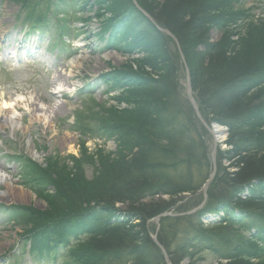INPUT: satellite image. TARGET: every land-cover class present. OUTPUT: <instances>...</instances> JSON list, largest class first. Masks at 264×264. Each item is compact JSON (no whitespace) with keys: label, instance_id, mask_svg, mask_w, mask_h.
<instances>
[{"label":"rangeland","instance_id":"374dc122","mask_svg":"<svg viewBox=\"0 0 264 264\" xmlns=\"http://www.w3.org/2000/svg\"><path fill=\"white\" fill-rule=\"evenodd\" d=\"M27 1L33 3L0 0V176L4 179L0 182V264H48L43 262L45 258L27 252L29 242L23 251L24 238L29 234L26 230L30 231L49 213L55 216L51 220L54 224L50 223L52 236L74 232L62 227L76 225L78 221L69 223V209L99 219L103 216L102 201L110 199L109 189L115 185L120 187V180L125 176L137 178L142 173L144 177L139 182L149 189L166 181L178 184L184 191L179 197L188 198L205 183L207 169L195 162L196 156L189 166L186 162L180 164L188 155L185 140L171 135L164 145L167 150L150 146L145 152V161L151 167L147 172L139 170L137 165L129 169L126 163L130 165L129 160L136 152L135 141L130 139L125 146L124 140L132 138L134 132L148 136L149 127L158 117L164 120L166 111L171 110L177 119H182L176 115L177 110L185 107L186 100L191 106L186 96L189 74L186 54H205V48L211 45L226 51L225 57L236 66H242L249 57H254L259 68L264 66V0H198L197 8L188 11L193 28L202 21L197 32L190 30L191 23L184 17L186 12L177 10L179 0H131L144 19L132 13L128 0H73L66 9L57 10L62 19L59 29L51 27L44 37L22 29L26 22L22 5ZM148 12L155 14L162 25L175 28L182 43ZM118 24L121 28L113 27ZM111 25L116 38L110 31ZM62 28L64 35H58ZM155 29L168 39L163 41ZM177 54L181 67L173 82L166 68ZM189 61L193 63L191 57ZM192 66L195 71L196 67ZM206 72L207 78H215L213 70ZM117 75L139 83L136 86L131 82L118 83ZM199 75L194 79L198 84ZM188 81L192 91L190 74ZM208 103L205 97L207 113L213 108ZM7 117H13L18 127L2 126V120ZM260 123L259 132L264 133V123ZM199 125L198 134L190 136L195 144L197 135L204 138L211 152L213 137ZM212 127L214 131L216 127L225 130L226 137L217 144L219 158L222 157L220 169L228 167L230 173L235 172L236 169L230 168L235 160L223 161V154L231 149L228 127L217 121ZM31 164L39 167L45 180L35 177ZM249 195L246 189L240 199ZM256 195L250 197L256 199ZM153 200L171 199L163 195ZM183 201L179 206L188 204ZM259 204L262 207L242 206L257 215V220H250V228H241L240 232V225L237 230L222 222L227 217H223L224 211L202 218L201 229L206 238L201 241L212 240L195 243V249L188 250L179 264H225L229 262L228 257L236 254L233 249L238 248L247 252L248 257L255 254L256 259L251 257L247 263L264 264V241L259 236L263 230L257 227L264 225V203ZM112 207L111 215L117 216L124 230L131 231L140 224L139 220L131 222L124 212L125 204L115 203ZM61 216L64 220L57 222ZM169 237L174 244L180 242L179 236ZM87 244V235L69 237V243L59 247L60 256L49 264H85L83 250ZM44 255L48 253L44 252L41 257ZM95 258L92 260L97 262Z\"/></svg>","mask_w":264,"mask_h":264},{"label":"trees","instance_id":"16d2710c","mask_svg":"<svg viewBox=\"0 0 264 264\" xmlns=\"http://www.w3.org/2000/svg\"><path fill=\"white\" fill-rule=\"evenodd\" d=\"M31 1L33 2L32 4H28L29 1H27L22 5V10L26 14V25L24 27H28L42 34L46 32V24L45 22L40 23L39 20H49L50 24L56 27L57 30L62 20L59 18L60 16H58L59 12L57 10H64L73 3V0ZM128 2L130 3L132 13L144 19L145 17L136 10L131 0H128ZM179 2L181 4L179 5L180 7H177V10L185 11V18L189 19V16L192 17L189 14L190 9L192 7L197 8L198 0H187L186 2L179 0ZM140 7L144 8L141 5ZM26 9L29 10L27 11ZM144 11L147 12L145 9ZM151 17L156 22H159L155 14L151 15ZM34 18H36V21H33ZM201 23L202 21L200 20L195 24L196 26L194 28L192 27L193 23H191L190 30L197 32L196 30H198ZM160 25L163 29H167L172 33L178 40V43L181 42L178 33L174 31L176 30L175 28L165 26L164 23L162 25V22ZM118 26L119 24L113 27ZM108 27L104 31L108 30ZM113 27V31L112 29L110 31L114 35V38H116V31ZM154 31L160 35L163 41L168 39L167 36L156 29ZM63 32L62 28L57 33L59 35L63 34ZM205 52V54L191 52L192 54H186L185 56L186 64L189 67V74L192 77V91L195 95L200 115L204 121L208 125L217 121L219 124L228 127V136H230L228 138V144L231 149L223 154V161L235 160L230 165V168H234L236 171L230 173L228 167L220 169L219 161L222 157L219 158L220 156L217 150L215 157L217 171L215 177L207 189L205 204L194 214H188V212L196 209V207L203 203V196L198 194L203 185L195 192L189 194V197H186L184 200L185 197H179L184 191L181 190L178 184L176 185L166 181L160 186L149 189L139 182V179L144 177L142 173L136 175L138 179L134 176L130 178L125 176V178L120 180V187L117 186L116 188L115 185L113 186L115 188L109 189L108 195L110 199L102 201V204H104V209H102L103 216H100L99 219L97 217L90 218L80 210H68L69 223L78 221L76 225L67 224V226L63 225L62 227L68 228L66 231L74 230V232H63L61 235L52 236L53 231L51 230V226L53 225L51 224H54V222H51V220H54L55 216L46 213L45 215L48 214L47 218L40 219L36 225H33L34 228L30 227V231L26 230V233L28 232L29 234L24 233L27 235L24 238L25 242L29 241L32 244V252H39V256L47 252L48 255L45 256L53 260L56 256H60L61 248L59 247L64 248L69 243V237H74L75 235L78 237L79 234H83L87 235L88 242L83 250L85 264H119L123 261H125V264H165L159 247L152 241V235L155 233L156 225H151L148 222L164 212H171L174 215L176 214L175 217H164L159 222L160 227L157 231L158 243L165 250L170 263L179 264L180 261L186 258L188 250L195 249L193 247L197 246L194 245L195 243H204V241L208 243V241L212 240V238H208L201 241L205 237L201 229L203 225L202 218H206L207 215L209 216V214L224 211L225 214H223V217L225 215L227 217L222 222L225 221L224 223L226 225L229 224V226L237 227V230L240 225L238 232H240L241 228L249 229V223L252 222L250 220H257V215L250 214L242 206L252 205L262 207L259 203H264V133L259 132L262 127L260 122L264 123V66L259 68L260 66H257V61H255L254 57L245 59L242 62V66H236V64L228 61L225 57L226 51L222 50L221 47L209 45L205 48ZM189 57H191L193 63H190ZM167 64L166 73L167 75H171L172 81L175 82L181 67L179 54L173 55ZM191 64L196 67L195 71L192 70L193 66ZM205 67V71L202 72ZM209 70H213L212 73L215 78H207L206 74L208 73L206 71ZM197 74H201L199 75L201 77L199 79L200 84L194 80ZM118 75L120 74L118 73ZM118 75V83L120 82L125 85L131 82L130 80L132 78L128 77L130 78L129 80H123L124 78ZM135 82L133 81L131 83L136 86L139 82H136V84ZM225 95L231 99H223L222 96ZM205 97L208 99V104L213 107L209 111L210 113H207L205 109ZM185 103H183L185 107L181 105L182 107L180 110H177L176 114L182 119H177L174 116L175 113L171 110L166 111L164 120H159V117L156 115L158 119L149 127L150 134L148 136L134 132L132 138L128 137L124 140L123 145L125 146L129 145L130 139L135 141L133 146L136 148V152L132 154L129 160L130 165L128 162L126 163L130 170L133 165H137L139 170L141 169L143 172H147V170L151 171V167L145 161V152L147 153L150 146L158 148V150H167L164 145L169 142V137L172 135L174 138L179 136L181 140H185L184 142L187 145V158L183 159L180 164L186 162L187 166H189L196 159L195 162H199L200 165L207 169L206 175H210V151L208 152V148L205 146L204 138L197 135L199 139L196 140L197 144H195V139L193 136H190V134L195 135L197 133V124L199 125V122L194 115L192 106L189 105L187 100ZM199 127L201 126L199 125ZM202 131H204L203 127ZM195 156L196 158H194ZM30 167H32L31 171L35 174V177L45 180L39 167H35L32 164ZM246 189L249 190L250 195L256 193V199L251 198L250 195L247 198L240 199V195L242 196ZM163 195H169L171 200L167 202H155L153 200L155 196L160 198ZM182 201H186L188 204L179 206V202ZM92 202L95 203L96 201L92 200ZM232 202L235 203L233 204ZM115 203L125 204L126 209L124 212L130 217L131 222L139 220L140 224L131 231L124 230L123 227H120V222L116 220L117 216L114 217L111 215V208H113L112 206ZM261 216L263 217V215ZM111 217H113V220L110 221ZM63 218L62 216L59 217L57 222L63 221ZM258 221H260V218H258ZM45 222L48 223L43 225ZM257 227L263 230L261 234L259 233V236L262 235L261 240L264 241V225L261 224ZM36 232L37 234H34ZM169 236L172 238L173 236H179L180 242L178 241L174 244ZM53 237L57 239L54 240ZM251 245L252 243L249 242V246ZM257 250L256 252L258 253ZM232 252L236 254L233 253L231 257H228L229 262L225 264H249L247 262L251 257L256 259L255 254L253 255L251 253L248 257L246 256L248 253L239 248L233 249ZM94 256L97 262L92 260Z\"/></svg>","mask_w":264,"mask_h":264},{"label":"water","instance_id":"95a60500","mask_svg":"<svg viewBox=\"0 0 264 264\" xmlns=\"http://www.w3.org/2000/svg\"><path fill=\"white\" fill-rule=\"evenodd\" d=\"M149 20L151 21V19H149ZM164 33H167V34L170 35V33L167 32V31L164 32ZM186 74H187V72H186ZM187 75L189 77V74H187ZM188 77H187V83H186V85H187V93H186V96L188 97L191 106H193V110H194L195 116H197V119L199 120L200 124L207 129L208 133L211 135V137H213V140H214L213 149H212L211 156H210L211 162H212V169H213V171L210 174V176L208 177L207 181L205 182V184L203 185L202 190H201L202 191V194L204 196V199H206V192H207L206 190H207L209 184L213 181L212 179H213V177L215 175V171H216V169H215V152H216V143H217V140H216V137L213 134V131H214V129H212L213 127L212 126L211 127L207 126L206 123L204 122L203 118L198 113V109H197L198 107L195 104V101H194V98H193V95H192V92H191V88H190V85H189ZM166 216H172V215L169 214V213H165L164 212V214L159 215V216H157V217H155L153 219V224L155 223L156 225H158L159 220L161 218L166 217ZM153 242L157 246H159V244L157 242V236L156 235H154V237H153ZM159 248H160L161 253H162L163 257H164L165 264H170L169 263V260H168V256H166L165 251L163 250V248L161 246H159Z\"/></svg>","mask_w":264,"mask_h":264},{"label":"bare ground","instance_id":"6f19581e","mask_svg":"<svg viewBox=\"0 0 264 264\" xmlns=\"http://www.w3.org/2000/svg\"><path fill=\"white\" fill-rule=\"evenodd\" d=\"M4 104V103H3ZM7 105V107L9 108V106L11 107V105H8V104H4V106H6ZM15 105H17V104H14V106ZM13 106V107H14ZM12 107V108H13ZM198 107V106H197ZM198 109V113H199V115H200V112H199V108H197ZM1 110V109H0ZM201 116V115H200ZM4 119V118H3ZM2 126H5V127H8V128H15V127H18V125H17V122H16V120L13 118V117H7V118H5L4 120H2ZM213 134H214V136L216 137V140H217V144H218V142H223V140H224V138L226 137L225 136V130H223L222 128H219V127H216L215 128V131H213ZM218 146V145H217ZM212 165V164H211ZM212 169V168H211ZM212 171H213V169L211 170V172H210V174L212 173ZM217 171V170H216ZM216 171H215V174H216ZM210 176V175H209ZM215 177V176H214ZM213 180V179H212ZM2 181H4V179H3V176H0V182H2ZM206 181H207V179H206ZM205 181V182H206ZM205 184V183H204ZM203 184V185H204ZM203 187V186H202ZM202 187H201V189L199 190V192L202 190ZM202 192V191H201ZM159 216V215H158ZM157 217V216H156ZM155 218V217H154ZM153 218V219H154ZM161 220V219H160ZM160 220H159V222H160ZM159 222H158V225H156V228H158L159 229V227H160V225H159ZM155 235L157 236V232H155ZM157 242H158V236H157ZM159 244V243H158ZM160 245V244H159Z\"/></svg>","mask_w":264,"mask_h":264}]
</instances>
